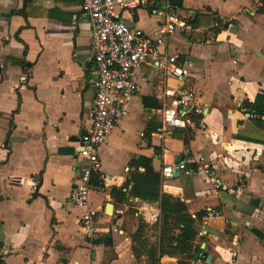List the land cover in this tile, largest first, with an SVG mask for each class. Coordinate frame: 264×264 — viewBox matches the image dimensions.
Listing matches in <instances>:
<instances>
[{"label": "crops", "instance_id": "0c3cea01", "mask_svg": "<svg viewBox=\"0 0 264 264\" xmlns=\"http://www.w3.org/2000/svg\"><path fill=\"white\" fill-rule=\"evenodd\" d=\"M167 3L174 6L138 0L121 15L155 38ZM174 8L192 28L168 33L165 49L191 67L187 84L204 113L193 116L195 131L163 138L152 111L161 85L139 87L100 147L102 185L92 186L89 206L101 236L90 238L85 210L69 198L92 124L91 17L82 0H0V264H264V113L253 106L264 97V0H182ZM140 157L194 219L190 253L174 251L183 225L160 199L133 196L128 180ZM178 162L193 173L163 179L162 168ZM113 189H122L119 198ZM213 209L220 215L209 217ZM106 235L110 244L99 242Z\"/></svg>", "mask_w": 264, "mask_h": 264}, {"label": "built area", "instance_id": "2783aa9c", "mask_svg": "<svg viewBox=\"0 0 264 264\" xmlns=\"http://www.w3.org/2000/svg\"><path fill=\"white\" fill-rule=\"evenodd\" d=\"M138 0H82L83 8L92 20L91 38L94 66L89 83L95 92L92 107V124L82 138L76 165V180L70 193V204L85 211L81 224L85 234L101 236L96 227L98 211L90 208L91 178L101 176L103 166L100 147L128 112V107L142 84L158 81L162 88V104L154 108L160 116L158 131L166 138L177 128L192 131L198 127L193 116L203 114L201 94L187 84L192 69L178 62L175 55L165 49V37L177 27L191 30V25L176 14L174 6L164 7V22L153 38L142 29L125 22L121 12L134 8ZM170 81L177 84H170ZM190 176L193 170L184 162L164 166L163 179L175 174ZM216 209L209 217L219 216ZM118 231V229H114Z\"/></svg>", "mask_w": 264, "mask_h": 264}, {"label": "trees", "instance_id": "16d2710c", "mask_svg": "<svg viewBox=\"0 0 264 264\" xmlns=\"http://www.w3.org/2000/svg\"><path fill=\"white\" fill-rule=\"evenodd\" d=\"M152 2V7H156L160 5V2L163 0H150ZM174 6H180L182 4V0H171ZM260 115L264 113V97L258 96V103L253 105ZM159 106H156L157 108ZM134 170L131 172V177L128 180V184L133 183L132 194L133 196L143 199V200H159L161 202V209L163 213H170L174 215L175 225L182 227V235L180 236L178 246L174 248V251H178L179 253H190L193 251V246L190 243L195 238L196 232L193 227L194 219L187 214V207L185 203L181 202L179 199L172 198L169 195L163 194L161 192V177L158 173H156L152 166L151 162L148 158L140 157L139 159H135L131 165ZM143 167L144 170L140 171L139 168ZM100 176L93 175L91 178L92 186H101L102 182L99 179ZM122 189H113L112 196L113 198H118L119 193ZM116 193V194H115ZM142 226H144V222H142ZM141 226V227H142ZM171 231L169 227H166L163 230V236ZM163 237V238H164ZM162 238V240H163ZM99 242H105L106 244H110V238L108 235L103 239H100ZM164 252V251H163ZM157 259L154 258L153 264H156Z\"/></svg>", "mask_w": 264, "mask_h": 264}, {"label": "water", "instance_id": "95a60500", "mask_svg": "<svg viewBox=\"0 0 264 264\" xmlns=\"http://www.w3.org/2000/svg\"><path fill=\"white\" fill-rule=\"evenodd\" d=\"M179 174L177 173V174H175L174 175V177H176V176H178ZM113 208H114V205L112 204V203H108L107 204V207H106V214L108 215V216H111L112 215V213H113ZM166 215H168V214H166ZM201 251H199L198 252V254H197V256H196V260H198L199 259V256L201 255ZM204 255H205V253H204ZM208 257H210L209 255H208ZM210 261V259L208 258V261L207 262H209Z\"/></svg>", "mask_w": 264, "mask_h": 264}]
</instances>
